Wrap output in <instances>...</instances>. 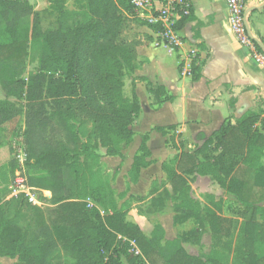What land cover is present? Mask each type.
Instances as JSON below:
<instances>
[{"label":"trees","instance_id":"trees-1","mask_svg":"<svg viewBox=\"0 0 264 264\" xmlns=\"http://www.w3.org/2000/svg\"><path fill=\"white\" fill-rule=\"evenodd\" d=\"M67 1L47 0L57 16L58 29L40 33L39 15L27 2L0 0V89L6 97L26 103L22 109L8 100L0 101V127L24 116L27 183L40 194L48 192L49 197L41 194L39 199L52 207V217L46 221L41 208L32 206L23 195L1 203L0 257L17 259L13 264H53L62 249L73 264H223L213 252L202 261L184 251L181 244L190 239L198 242L201 233L193 230L164 241L160 226H154L146 237L126 220L131 203L144 198L130 196L118 206L126 193L116 194L110 180L105 181L100 149L106 157L121 158L122 147L134 137L130 126L139 115L140 104L133 89L131 99L123 94V80L137 67L140 45L123 35L127 14L134 9L130 0H82L76 11H68ZM184 3L188 15L181 14L176 30L196 21L190 2ZM197 26L192 29L194 40L199 39ZM160 29L155 28L156 32ZM37 52L38 71L25 77L24 64ZM190 74L197 81L199 67L192 64ZM138 81L145 84L156 107L173 101L165 87L145 78ZM263 113L264 104L244 114L235 125L224 123L208 138L198 135L200 146L162 165L171 193L163 190L150 202L151 207L158 204L162 209L169 199L174 223L193 218L201 231L208 226L212 234L227 237L229 221L202 208L190 196L188 182L197 176L209 178L241 206L237 214L244 222L236 242L242 255L239 264H264V255L254 253L256 235L262 238L264 232V224L255 225L256 217L264 216V209L256 206L264 202ZM175 129L156 127L142 136L139 155L128 172L131 182L151 163L144 145L149 133L167 135ZM4 146L0 142V149ZM15 165L12 157L4 165L12 177ZM2 178L0 174V182ZM86 199L106 214L102 216L95 207L89 209ZM212 199L208 197L211 203ZM219 241L214 238L212 247ZM130 243L138 255L129 252ZM221 249L228 251L229 243Z\"/></svg>","mask_w":264,"mask_h":264},{"label":"crops","instance_id":"crops-1","mask_svg":"<svg viewBox=\"0 0 264 264\" xmlns=\"http://www.w3.org/2000/svg\"><path fill=\"white\" fill-rule=\"evenodd\" d=\"M150 1L155 9H159L163 4V0ZM188 1L196 21L187 22L177 30L178 44L175 47L155 46V31L147 26L139 29L141 35L151 40L147 42L144 38L146 42L137 47V67L131 77H127L131 81L135 80L134 86H130V91L125 96L130 97L133 89L140 104L139 115L134 119L132 126L134 137L129 145L124 146L121 158L103 156L101 162L111 175L110 185L114 192L126 193L125 199L119 201L118 206L130 196L148 197L144 201L131 203L126 216V220L138 226L146 237L157 225L163 230L164 241H173L194 230L201 233L198 242L193 243L190 239L181 244L189 256L205 261L215 255L224 260L223 264L226 260L227 264H239L238 259L242 255L236 242L244 218L237 213L241 206L231 194L209 178L197 176L188 182L190 196L198 201L193 197V190L205 195L206 202L202 204L199 201L200 206L209 208L221 218H224L221 212L225 209V200L227 197L231 198L232 205L227 208L230 216L225 218L229 221L227 237L212 234L208 226L201 231L193 218L174 223L173 204L169 199L164 200L162 209L158 204L151 207L152 211L150 208L148 211L145 209L148 201L157 197L163 189L171 193V186L162 169L164 163L171 161L180 152L189 153L196 146H200L202 141L198 140V135L208 138L224 123L235 125L244 114L255 112L264 104V64H257L250 56L249 50L240 46L234 38L225 1ZM245 5L247 12L248 9L255 8L247 14L249 32L264 45V0H245ZM196 23L199 39L194 40L192 29L196 27ZM192 64L199 67L200 77L195 82L190 74ZM138 78H145L154 86L165 87L173 96V101L156 107L152 97L146 92L145 84L138 81ZM261 118L264 120V113ZM168 126H176L175 131H170L167 135L157 132L149 134L144 145L150 154L147 160L151 163L148 167L140 169L137 180L131 182L128 172L142 144L141 137L156 127ZM171 137H174L172 141ZM156 183L159 187L154 186ZM162 183L163 189L160 187ZM46 194L50 195L48 192ZM208 197L213 198V203L209 202ZM214 204L220 205V209L217 210ZM256 206L264 209V202ZM247 216L245 220H248ZM189 224L191 226L186 228ZM261 224H264V216L259 215L255 225L259 227ZM256 237L254 253L261 257L264 255V232L262 238L259 235ZM214 238L220 240L215 248L212 247ZM226 243H229L228 251L221 249ZM212 252L215 254L212 255ZM13 263L14 260L0 257V264Z\"/></svg>","mask_w":264,"mask_h":264},{"label":"rangeland","instance_id":"rangeland-1","mask_svg":"<svg viewBox=\"0 0 264 264\" xmlns=\"http://www.w3.org/2000/svg\"><path fill=\"white\" fill-rule=\"evenodd\" d=\"M24 1H25V3L27 2V4H29L35 12L38 13V15H39L38 26H39L40 33H51V32H54L58 29L57 16L50 11L49 4H48L47 0H24ZM81 1L82 0H68L66 2V9L68 11H76L78 9L79 2H81ZM130 3H131V0H130ZM142 11L145 12V10L140 9V12H142ZM140 12H136L135 10H133L132 14H129V13L127 14L128 17H127V22L125 25V31L123 32V35L129 41H132V42L136 41L137 43L142 44V43L146 42L144 40L145 35H141L138 32L139 29L142 26H147V27L153 29V31H155V33H156L155 28L157 26L150 25L147 20L142 19L141 17H138V14ZM159 45L161 46V44H159ZM38 58H39V52L33 54V56L29 57L26 60V62L24 64V76L25 77H27L28 74L35 73L38 71ZM126 76H128V77L130 76L129 72L126 73ZM123 81H124L123 94L127 95L128 92L130 91V86H132V82L127 77H125ZM128 98L131 99V95ZM6 100H8L9 102L15 103L19 108H22V109H24V106L26 104L24 100H16L15 98H12V97H9V98L6 97L0 89V101H6ZM134 119L132 120V124L130 126L131 130H132ZM24 128L25 127H24V116L23 115H20L15 120H12L9 123L0 127V142H1V144L6 145L0 149V174H3V176H4V178H2V182H0V204L5 202V201H8V199H10L12 197V192H13V190H12V178H13L12 173H10L9 167L4 166V165L12 157L16 163L15 167H17V157L19 156V152H22L25 155V157L27 156V146L25 144V140H24L25 138L23 136ZM173 139H174V137H171L170 141H172ZM139 148L136 152V156L139 155ZM123 149H124V146L122 147V150ZM10 152H11V154H10ZM100 154L102 155V157L105 156V150L100 149ZM100 164L103 166V173L102 174L105 178V181L107 182V180L108 181L111 180L110 179L111 175L109 173H107L106 166L101 162H100ZM154 186L159 187L158 183H156ZM163 186H164V183H162L160 187L163 189ZM195 191L196 190L192 191L193 197L198 199V202L200 201L202 204L205 203L206 202L205 195H202L200 193H197V191L196 192ZM161 193H162V191H161ZM161 193H159V195H161ZM40 195H41L40 193H37V198L40 201V203H42L41 200L39 199ZM44 196L49 197L48 194H45ZM146 198H148V197H146ZM146 198H144V199H146ZM85 201L88 203L89 209H92L95 207V208H97V210L100 212V214L102 216H104L106 214L98 205L93 204L89 199H86ZM150 202L148 201V203L146 204L147 207H145V209L147 211L149 208H150V211H152L151 206H150ZM232 202L233 201H231V198L227 197V199L225 200V205H224L225 209H223V213L221 212L222 217L228 218L230 216L228 209L232 205ZM31 205L33 206V204H31ZM34 206H36V205H34ZM155 206L156 205H154V207ZM36 207H38V206H36ZM39 208H41V211L45 215L46 221H48L52 217V215H51L52 207L41 204V206ZM192 224H193V222H192ZM186 226H187L186 228H189V226H191V225L189 224ZM134 250H135L134 247H132L130 245L129 252H133V254H134ZM14 262H17V259H15ZM123 263L124 262H122V264ZM53 264H73V259H71L70 255L67 252H65L62 249H59V252L57 254V259L54 261Z\"/></svg>","mask_w":264,"mask_h":264},{"label":"built area","instance_id":"built-area-1","mask_svg":"<svg viewBox=\"0 0 264 264\" xmlns=\"http://www.w3.org/2000/svg\"><path fill=\"white\" fill-rule=\"evenodd\" d=\"M229 12L230 30L242 47H246L252 59L257 64H264V54L259 52L256 47L255 38L247 32V9L245 0H224ZM131 4L136 12H140L138 17L148 21L150 25L159 26L161 29L156 32V40L153 42L155 46L159 44L175 47L178 44L177 30L175 25L182 15H188V5L184 0H163V4L159 9H155L150 0H131ZM26 157L22 152H19L17 157V167L12 179V196L23 195L28 203L41 206L42 203L37 198V189L28 185L25 170ZM45 195L46 192H41ZM134 253L139 254L133 243Z\"/></svg>","mask_w":264,"mask_h":264},{"label":"water","instance_id":"water-1","mask_svg":"<svg viewBox=\"0 0 264 264\" xmlns=\"http://www.w3.org/2000/svg\"><path fill=\"white\" fill-rule=\"evenodd\" d=\"M254 9H255V8H250V9H248V12H252V11H254ZM246 30H247L248 33H250L247 24H246ZM255 43L257 44V46H258V47L263 51V53H264V45H263L262 43H260V42H259L258 40H256V39H255Z\"/></svg>","mask_w":264,"mask_h":264}]
</instances>
